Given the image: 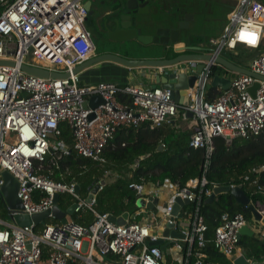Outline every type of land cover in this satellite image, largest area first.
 <instances>
[{
	"label": "built area",
	"instance_id": "1",
	"mask_svg": "<svg viewBox=\"0 0 264 264\" xmlns=\"http://www.w3.org/2000/svg\"><path fill=\"white\" fill-rule=\"evenodd\" d=\"M86 15L81 0H0V61L12 64L0 66V188L5 170L19 185L17 197L22 205L21 211L5 206L12 222L0 219V264H165V255L173 259L174 254L181 255L180 264L194 247L202 250L207 244L229 260L244 255L239 247V230L248 226L264 237V229L241 214L224 213L213 237L207 239L200 205L202 196L209 197L217 186L205 188V177L190 180L182 189L169 183H130L128 188L136 202L159 199L165 186L174 187L175 192L163 207L157 205L150 210V216L144 217L148 209L139 208L136 214L128 215L123 225H116L109 221V214L98 213L95 205L97 195L115 182L118 174L104 170L82 198L79 191L74 192L76 183L54 182L49 173H41L47 156L53 168L72 150L103 167V151L117 131L136 129L145 123L150 129H158L178 115L186 120L185 112L192 113L195 130L189 146L204 150L205 170L214 138H222L229 145L235 138L248 139L264 132V81L230 72L235 75L230 87L208 101L212 69H224L215 63H205L193 88L188 89L186 108L173 101L172 92L162 87L82 85L79 74L73 71L96 51L85 27ZM263 45L264 0H239L236 10L228 16L221 39L209 40L203 47L224 57L226 50L236 55L239 46L257 51ZM22 65L69 76L43 79L21 70ZM185 65L160 69V74L172 69L184 71ZM246 70L264 78V51L247 63ZM124 93L131 97V104L117 100V95ZM92 97H100L102 103L95 109H83V103ZM63 127L69 132L71 147L62 139ZM251 172L264 173V165ZM244 182L253 187V194L264 196V187L257 181L245 177ZM94 186H98V192L91 195ZM235 186L238 185L228 187ZM55 194H68L76 205L73 215L90 212L92 223L82 226L68 218L64 225H45L37 232L33 224L20 227L13 222L16 215L31 217L51 210ZM176 198L186 200L189 204L185 206H190L184 212V206L181 208V219L171 216ZM253 205L264 217V203ZM167 224L182 237L162 238ZM159 239L167 245L164 251L160 246H150ZM205 258L198 252L195 264H202Z\"/></svg>",
	"mask_w": 264,
	"mask_h": 264
},
{
	"label": "trees",
	"instance_id": "2",
	"mask_svg": "<svg viewBox=\"0 0 264 264\" xmlns=\"http://www.w3.org/2000/svg\"><path fill=\"white\" fill-rule=\"evenodd\" d=\"M12 1L9 0V2ZM177 1L180 4L179 9L187 8V5H183L184 0ZM263 51L264 46L257 51L243 48L236 51V55L227 53L225 56L234 63L245 66ZM174 52L171 53V57L180 55ZM217 71V68H213L211 76L216 75ZM119 86L124 85L119 84ZM219 95L220 92L215 88L208 89L206 99L212 101ZM117 100L126 105L131 104L132 101L131 97L125 93L118 94ZM62 131V139L71 147L73 143L68 130L63 127ZM190 137V132L178 133L169 123L158 129H150V126L145 123L136 129H122L116 132L103 151L102 157L105 160L103 167L78 156L72 150L69 156L62 158L53 168L50 166V157L47 156L43 163L45 169L41 173H49L54 182L65 185L76 183L80 187L79 192L82 198L86 197L87 190L101 177L104 170L118 174L120 177L115 182L107 184L97 195L95 205L98 213L115 217L122 216L124 213L132 216L140 211L136 205L135 194L128 188L132 182L150 183V185L169 183L182 189L190 180L205 177L207 180L205 188L241 185L252 204L264 203V196L258 193L253 194V187L244 182V178L248 177L250 181H257L259 186L264 187V173L251 172L264 165V132L248 139L235 138L229 145L222 138H214L213 150L206 170L203 167L204 150L191 148ZM159 145L163 146L162 150H158ZM205 199L202 196L200 214L207 226V239L213 237L214 230L220 224V217L224 213L231 216L241 214L251 223L250 211L236 204L230 195H219L211 204H205ZM73 201L68 194L60 195L58 207L65 212ZM2 208L7 216L5 205ZM189 209L190 206H184L182 212ZM71 219L79 225L89 226L93 221V215L85 211L73 215ZM51 224L55 225L58 222L53 219L46 220V225ZM42 229L43 227L39 226L36 231ZM239 247L249 261L254 263L264 261V237L259 233L253 236H242ZM198 252L206 255L202 264H231L230 260L219 254L212 244H207L202 250L194 247L191 254L184 256L180 264H195ZM164 258L165 264H179L169 255H165Z\"/></svg>",
	"mask_w": 264,
	"mask_h": 264
},
{
	"label": "water",
	"instance_id": "3",
	"mask_svg": "<svg viewBox=\"0 0 264 264\" xmlns=\"http://www.w3.org/2000/svg\"><path fill=\"white\" fill-rule=\"evenodd\" d=\"M100 0H97L99 2ZM156 0H115L108 4L101 3L98 4L96 10H91L94 5L92 1H89L84 8L87 10L88 15L85 19V24L88 20L96 17H104L106 19L102 20V36L105 37L108 42L125 45L132 42H137L143 46L160 45L167 47L172 42H178L179 36L178 31L183 29H188L189 23L192 22V15H184L182 20L177 22V30L175 29H162L156 30L155 35H143V29H147L151 26V22L148 20H140L139 17L146 16L148 14L149 8ZM175 36V37H174ZM196 38L195 36L188 37L189 45L195 43H202V39ZM175 52L180 53V55L168 59H158V60H128L111 53H104L96 55L95 57L89 59L87 62L77 66L73 74H79L83 70L101 63V62H111L128 69H166L168 67H174L175 65L184 63L185 70L177 72L175 69L167 70L161 74H158L156 78V84L152 88L161 85L163 89L170 90L171 99L180 105L182 108H186L189 105V99L187 96L188 89L193 88L198 75L203 71L205 63H215L223 67L224 69L232 72L234 74L248 75L253 78L264 81L263 77L256 76L250 71L239 67L233 62L229 61L227 58L214 54H201V49L193 46L184 45L174 49ZM190 52V53H188ZM1 65H12L8 62L0 61ZM21 70L26 73L33 75L35 77L43 79H62L67 78L69 74H58L54 72H49L37 67H30L26 65L21 66ZM230 87V80L226 78H221L219 75H213L211 77L210 83L207 85V89H221L225 91ZM256 87V86H255ZM254 87V88H255ZM102 103L100 97H92L87 103H83V109H95ZM131 108H134L131 106ZM186 117L192 118V113L185 112ZM93 116H90L92 118ZM195 130H193V133ZM163 146L159 145L158 150H162ZM3 184L0 188L1 199L3 200L5 206L13 211H21L22 205L21 201L17 197V192L19 185L17 181L4 170L1 174ZM98 186H94L91 190V195L96 194L98 191ZM241 185L229 188L228 186H217L213 188L212 194L207 197L204 201L205 204H211L215 201L216 197L223 194L230 195L236 204L246 207L251 214L252 220L260 225L264 229V217L256 210L255 205L251 203L249 196L244 192ZM79 186L74 187V192L79 193ZM89 195L86 202L89 201L91 197ZM59 195L55 194L53 197L54 206L51 210L45 211L41 214L33 215L28 217L27 215H16L13 218V222L20 227L30 226L33 224L36 227H44L46 225V220L50 218L56 220L60 224H66L68 218L73 217L74 210L76 208L75 204H72L65 212L60 210L58 207ZM186 200L176 198L175 204L172 207L171 216L181 219L180 210L183 206L188 205ZM138 208H146L148 210H153L158 205V199H152L146 202L140 199L136 203ZM109 221L116 225H123L128 218V213L122 214V216L115 217L113 215H108ZM255 232L251 230L248 226H245L239 230L238 238L241 239L242 236H253ZM180 239L182 236L178 231L173 229V226L167 224L162 232V238L166 237ZM163 239H159L156 243L150 244V246H160L161 250L164 251L167 247L163 244ZM231 264H264L254 263L249 261L244 255L233 256L230 261Z\"/></svg>",
	"mask_w": 264,
	"mask_h": 264
},
{
	"label": "crops",
	"instance_id": "4",
	"mask_svg": "<svg viewBox=\"0 0 264 264\" xmlns=\"http://www.w3.org/2000/svg\"><path fill=\"white\" fill-rule=\"evenodd\" d=\"M89 1H92L94 4L91 10H96L98 4L106 3L109 5L110 2L115 0H100L99 2H97V0H81L83 7L86 6ZM238 3L239 0H184L183 5H187V8L185 7L184 10H182L179 9L178 5L180 4H178L177 0H156L149 8L148 14L139 17L140 20H148L151 22V26L147 29H143L142 34L155 35L156 30L159 28H173L177 30V22L183 19L182 14L186 12V14L193 16V20L189 23L188 29L178 31V42H172V44L170 43L167 47L160 45L143 46L137 42H132L125 45H116L108 53L115 54L128 60H168L173 58L171 57V53L175 51L174 49L188 45L200 48L201 54H212L211 48H204L203 46H207L209 40L221 39V36L224 34V29L228 26V16L236 10ZM103 19H106V16L101 18H95L94 16L88 20L85 24L87 31L89 27H92L96 34L98 33V35L102 36L101 26ZM190 36L202 39V43L189 45L188 37ZM104 53L105 52L98 53L95 51L91 58ZM225 54H227V51L223 54V56L227 58ZM228 60L231 61L230 59ZM238 66L246 69L247 64L245 66ZM217 70L218 73L216 75H219L221 78L231 80V78L235 76L222 68H217ZM158 74H160V69H128L115 63L101 62L79 73V79L82 85L116 83L124 86L149 88L156 84ZM157 87H161V85H158ZM216 90L222 92L221 89ZM169 124H171L178 133L190 132L192 134L194 129L193 120L189 117H187L186 120H183L178 115L175 119H172ZM173 192H175L174 187H171L170 185L169 187L165 186L163 193L158 199V206L163 207L169 195ZM150 213V210H146L144 217L150 216ZM173 259L178 263L181 261V255L174 254Z\"/></svg>",
	"mask_w": 264,
	"mask_h": 264
},
{
	"label": "rangeland",
	"instance_id": "5",
	"mask_svg": "<svg viewBox=\"0 0 264 264\" xmlns=\"http://www.w3.org/2000/svg\"><path fill=\"white\" fill-rule=\"evenodd\" d=\"M219 13V12H218ZM88 31L90 33L91 39L93 44L95 45V49L96 51L99 52H105L108 53L109 51H111V49H113L116 45L118 44H114L111 42H108L106 40V38L101 37L100 35H98V33L96 34L94 31V28L89 27ZM243 49V47H237V49L235 51L241 50ZM227 51V50H226ZM227 53H231L230 51H227ZM251 53V52H250ZM28 61L31 62V64L36 65L35 62H33L31 59H29ZM4 205L3 200L0 198V219L3 220L4 222L6 221L7 223L12 222V220L10 218H8V216H6L3 211H2V206ZM161 208V207H159ZM259 226V225H258Z\"/></svg>",
	"mask_w": 264,
	"mask_h": 264
},
{
	"label": "bare ground",
	"instance_id": "6",
	"mask_svg": "<svg viewBox=\"0 0 264 264\" xmlns=\"http://www.w3.org/2000/svg\"><path fill=\"white\" fill-rule=\"evenodd\" d=\"M173 44H175V43H173Z\"/></svg>",
	"mask_w": 264,
	"mask_h": 264
}]
</instances>
